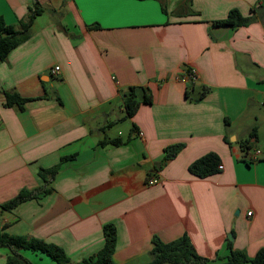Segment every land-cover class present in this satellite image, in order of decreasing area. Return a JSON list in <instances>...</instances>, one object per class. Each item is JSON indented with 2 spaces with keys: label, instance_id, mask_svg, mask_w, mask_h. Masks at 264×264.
Wrapping results in <instances>:
<instances>
[{
  "label": "crops",
  "instance_id": "obj_1",
  "mask_svg": "<svg viewBox=\"0 0 264 264\" xmlns=\"http://www.w3.org/2000/svg\"><path fill=\"white\" fill-rule=\"evenodd\" d=\"M35 5L42 13L0 61V206L40 194L0 209V229L55 244L72 264L102 247L106 224L115 264H146L153 238L186 235L214 264L228 243L248 259L264 249V0H0V18L17 30ZM232 10L247 23L216 24ZM131 89L139 105L127 117ZM4 93L29 100L7 107ZM209 153L222 168L190 174Z\"/></svg>",
  "mask_w": 264,
  "mask_h": 264
},
{
  "label": "trees",
  "instance_id": "obj_2",
  "mask_svg": "<svg viewBox=\"0 0 264 264\" xmlns=\"http://www.w3.org/2000/svg\"><path fill=\"white\" fill-rule=\"evenodd\" d=\"M42 11L43 9L38 5L31 8L28 16L24 21L20 22L17 30L13 26L6 25L0 18V61L4 60L7 54L27 37L33 20ZM247 21L248 19L240 17L236 10H232L225 20L216 22V24L236 27L246 24ZM4 96L5 106H16L19 110H22L24 104L29 100L15 93H4ZM143 102L149 103L150 99L145 96ZM138 105L139 102L134 95L133 89H131L123 100L126 116H132L136 112ZM254 133L255 130L253 129L248 138L241 141V147H247V143L254 137ZM122 143L119 138H104L98 144L100 146H117ZM181 148V144L167 147L164 150V161L173 158ZM63 161H66V158H62L60 163ZM218 165V157L213 153H209L191 163L188 166V171L198 178H205L216 173ZM58 168L59 165H56L47 170H40L38 175L42 180L47 181L57 173ZM39 191L31 192L23 189L13 200L1 205L0 209L9 211L26 200L39 197ZM6 228L7 226L4 225L0 229V248H5L8 252L5 256L4 264H33L24 256L25 252L33 256H44L53 264H72L61 247L35 238L10 235L6 232ZM102 233L104 240L102 247L96 253L74 264H115L112 260L115 244L114 227L111 224H106L102 228ZM228 248L229 254L223 259L224 264H245L247 262L264 264V249H260L253 258L248 259L241 251L232 249L230 243H228ZM215 262L214 260L199 257L189 238L183 235L170 242H162L158 238H153L152 248L149 251V261L146 264H214Z\"/></svg>",
  "mask_w": 264,
  "mask_h": 264
},
{
  "label": "built area",
  "instance_id": "obj_3",
  "mask_svg": "<svg viewBox=\"0 0 264 264\" xmlns=\"http://www.w3.org/2000/svg\"><path fill=\"white\" fill-rule=\"evenodd\" d=\"M51 74L52 75H56L58 74L59 72V67L58 66H54L51 70H50ZM180 80L182 82H185V83H193L195 82L196 80V75L194 73V71H191L190 73H187V74H183L182 76H180ZM257 155H259V152L258 150H255L253 154H251L249 157H248V161L249 162H253V161H256V157ZM218 169H221L222 167L221 166H218L217 167ZM149 183H152V182H149Z\"/></svg>",
  "mask_w": 264,
  "mask_h": 264
},
{
  "label": "rangeland",
  "instance_id": "obj_4",
  "mask_svg": "<svg viewBox=\"0 0 264 264\" xmlns=\"http://www.w3.org/2000/svg\"><path fill=\"white\" fill-rule=\"evenodd\" d=\"M7 233H8V232H7ZM25 253L28 254V256L31 255V254H29V253H27V252H25ZM34 257H35V256H34ZM34 257H31V256H30L31 259H34ZM40 258L43 259V260H45V262H49V260H48L47 258H45L44 256H40ZM35 259H36V260H35ZM35 259H34L33 261H38V260H39V259L37 260V258H35ZM36 263H38V262H36ZM141 263L143 264L144 262H141ZM42 264H44V263H42Z\"/></svg>",
  "mask_w": 264,
  "mask_h": 264
},
{
  "label": "water",
  "instance_id": "obj_5",
  "mask_svg": "<svg viewBox=\"0 0 264 264\" xmlns=\"http://www.w3.org/2000/svg\"><path fill=\"white\" fill-rule=\"evenodd\" d=\"M228 238L231 239L230 236H228Z\"/></svg>",
  "mask_w": 264,
  "mask_h": 264
}]
</instances>
